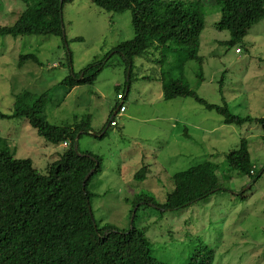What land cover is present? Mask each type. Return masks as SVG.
Listing matches in <instances>:
<instances>
[{
  "label": "rangeland",
  "instance_id": "1",
  "mask_svg": "<svg viewBox=\"0 0 264 264\" xmlns=\"http://www.w3.org/2000/svg\"><path fill=\"white\" fill-rule=\"evenodd\" d=\"M182 1H196L204 13L201 63L182 64L184 47L155 43L133 59L129 72L119 54L108 52L133 38L130 11L108 13L88 0L63 6V38L0 35V113L12 114L15 96L24 91L33 100L68 75L79 80L89 65L108 54L92 85L70 92L59 88L41 114L59 127L87 121L89 132L81 134L74 147L101 159V173L87 186L95 195L90 210L98 227L144 229L153 256L166 264H187L200 243L215 250L214 264H264V172L256 180L224 172V155L237 149L242 139L248 141L256 176L262 172L264 125H227L191 98H162L164 86L183 79L210 104L225 103L237 116L264 118V20L230 47L224 45L229 32L214 27L220 17L215 0ZM24 9L20 0H0V26L12 25ZM24 54H34L40 65L27 61L18 67V57ZM127 83L131 90L124 102L126 113L116 116V126H109L117 92L124 93ZM0 138L14 158L30 159L42 174L67 146L50 144L22 118L0 117ZM205 161L220 167L221 190L176 210L143 205L131 220L135 195L144 193L161 205L173 188L172 176ZM141 169L144 179L135 180Z\"/></svg>",
  "mask_w": 264,
  "mask_h": 264
},
{
  "label": "trees",
  "instance_id": "2",
  "mask_svg": "<svg viewBox=\"0 0 264 264\" xmlns=\"http://www.w3.org/2000/svg\"><path fill=\"white\" fill-rule=\"evenodd\" d=\"M20 1L25 9L12 25L0 26V35L63 38V6L76 0ZM88 1L108 13L130 11L133 38L119 43L108 52L119 54L129 72L133 59L143 56L155 43L168 48L184 47L182 64L187 61L201 63L199 43L204 13L196 1ZM215 2L220 5V17L214 27L228 31L230 36L224 45H238L255 24L264 20V0ZM236 49L241 52V48ZM107 55L102 62L89 65L79 80L75 74L68 75L33 100L29 92L24 91L15 96L12 114L0 113L4 119H25L40 137L52 145H67L59 159L47 167L46 174H42L33 167L30 159L14 158L6 141L0 138V264H166L153 256L144 229L131 227L121 231L112 225L98 227L90 215L89 207L95 195L87 191V186L101 173V159L90 152L80 154L74 147L77 137L88 134L87 121L59 127L41 117L52 101V94L59 88L65 87L70 92L79 85H92L106 64ZM27 61L40 65L34 54H24L18 57V67ZM127 82H130V73ZM162 98L166 101L191 98L207 111L220 115L227 125H264V118L237 116L225 103H208L183 79L164 86ZM224 161L227 165L224 172H237L250 180L258 179L264 172L263 169L256 176L246 139L240 141L237 149L227 152ZM219 168L218 164L205 161L175 174L171 178L173 188L161 205L144 193L135 195L131 201L132 208L137 205L134 219L140 206L151 204L162 211L176 210L221 190ZM92 169L94 172L84 183ZM144 177L143 169L134 175L138 181ZM244 194L240 193V198H247ZM214 259L215 250L200 243L187 264H214Z\"/></svg>",
  "mask_w": 264,
  "mask_h": 264
},
{
  "label": "crops",
  "instance_id": "3",
  "mask_svg": "<svg viewBox=\"0 0 264 264\" xmlns=\"http://www.w3.org/2000/svg\"><path fill=\"white\" fill-rule=\"evenodd\" d=\"M76 87H77V86H76ZM162 89H163V88H162ZM130 90H131V85L127 84V86L125 87V91H124V93H123V92L121 93V94L123 95V98H122L121 100H118V99H117L118 103H117L116 107L114 108V110L112 111V112H113V113H112V116L118 111L119 106H121V105L124 106V102H125V100H126V96H127L128 93L130 92ZM119 93H120V92H119ZM125 113H126V108H125V110H124L123 113L119 114V117L124 116ZM128 118L130 119V118H132V117H128ZM109 120H110V119H109Z\"/></svg>",
  "mask_w": 264,
  "mask_h": 264
},
{
  "label": "built area",
  "instance_id": "4",
  "mask_svg": "<svg viewBox=\"0 0 264 264\" xmlns=\"http://www.w3.org/2000/svg\"><path fill=\"white\" fill-rule=\"evenodd\" d=\"M237 52H239V50L237 49ZM122 94H117V99L121 100L123 97ZM125 110V107L123 105L119 106L118 111L111 117L110 121H109V126H115L116 125V121L115 118L116 116H118L119 114L123 113Z\"/></svg>",
  "mask_w": 264,
  "mask_h": 264
},
{
  "label": "water",
  "instance_id": "5",
  "mask_svg": "<svg viewBox=\"0 0 264 264\" xmlns=\"http://www.w3.org/2000/svg\"><path fill=\"white\" fill-rule=\"evenodd\" d=\"M77 139H78V137H77ZM75 150H76V148H75ZM93 172H94V169H92V170L86 175L85 180H84V183H85V181H87V179L90 177V175H91ZM89 213H90V215L92 216V214H91V210H90V207H89ZM132 213H133V215H132V219H131V220H133V218H134L135 211L132 212Z\"/></svg>",
  "mask_w": 264,
  "mask_h": 264
}]
</instances>
